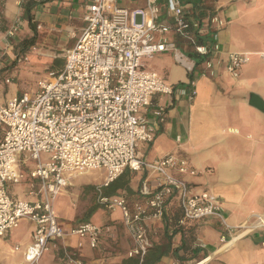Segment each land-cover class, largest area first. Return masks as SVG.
Returning <instances> with one entry per match:
<instances>
[{
	"label": "built area",
	"instance_id": "2783aa9c",
	"mask_svg": "<svg viewBox=\"0 0 264 264\" xmlns=\"http://www.w3.org/2000/svg\"><path fill=\"white\" fill-rule=\"evenodd\" d=\"M119 1L86 0L81 19L84 25L79 34L68 32L74 44L67 49L62 66L39 78L32 96L20 93L0 104L3 134L0 140V238L17 228L23 219L30 221L34 229L32 241L23 252L27 264H37L50 244L66 235L85 240L92 250L97 249L104 237L113 236L110 225L96 226L88 221L66 232L53 212L56 198L68 186L65 175H83L102 168L106 175L102 186L96 187L97 204L108 211L121 210L122 226L133 244L127 256L137 258L139 264L150 247L148 225L164 218L167 205L174 198L182 212L180 225L208 217L219 221L225 233L231 236L228 240L221 235L220 247L264 228V214L253 215L244 224L230 227L224 221L215 196L204 191L192 193L183 180L166 172L171 169L194 176L196 171L190 169L184 159L167 155L147 163L136 153L137 145L149 144L155 128L165 120L162 108L154 107L151 113L156 123L151 125L147 121L145 112L151 106V96L187 95L183 86L168 85L154 71L146 69L144 60L170 52L174 62L182 65L188 75H193L200 66L198 76L211 78L223 67L236 78L251 55L229 52L226 59L215 58L221 50L212 28L221 27L223 22L216 15L199 20L194 15V3L143 0L142 6L128 8ZM208 33H211L210 38H203ZM12 35L13 30L7 33V37ZM178 38L186 41L194 57L175 43L174 39ZM7 55L1 53L0 69ZM259 56L264 59L263 52H259ZM8 84H11L9 77L0 82V97L2 85ZM195 94L192 87L189 100H193ZM23 153L37 163L27 174L31 180L39 182L38 191L34 184L29 191V195L38 197L34 201H22L8 193L9 185L20 184L25 178L16 166L18 156ZM40 154L48 156L45 162L40 161ZM143 169L153 170L160 177L147 197L129 203L123 196L102 194V189L125 171ZM66 260L67 264H84L73 254L67 253ZM170 264H178V261Z\"/></svg>",
	"mask_w": 264,
	"mask_h": 264
},
{
	"label": "crops",
	"instance_id": "0c3cea01",
	"mask_svg": "<svg viewBox=\"0 0 264 264\" xmlns=\"http://www.w3.org/2000/svg\"><path fill=\"white\" fill-rule=\"evenodd\" d=\"M18 1L14 0V5ZM123 1L122 5L128 8L144 4L143 0ZM183 1L194 3V15L199 20H205L209 15H216L222 20L221 27L212 28L221 50L215 58L226 59L229 52H243L251 55L250 61L242 66L236 78L226 73L223 67L217 69L215 76L204 78L197 74L200 66L193 75H188L182 65L174 62L170 52L147 59L156 61L153 65H146V69L154 71L168 85L183 86L187 95L151 96V106L145 112L147 121L151 125L156 123L151 113L154 107L162 108L165 120L155 128L153 140L149 144L137 145L136 153L147 163H154L167 155L187 161L188 167L196 171L194 176L179 174L171 169L166 172L183 180L192 193L204 191L215 196L225 223L230 227L239 226L253 215L264 214V109L258 110L251 101V96L255 95L264 103V59L259 56V52L264 53V0ZM33 2L36 3L33 21L41 26L48 24L58 31L67 30V34L70 31L79 34L84 25L81 19L86 0ZM1 19L12 20L4 15ZM210 35L208 33L203 38L209 39ZM174 41L188 55L195 56L186 41L180 38ZM72 46L67 47L64 53ZM7 61L3 62L0 69V82L5 78L3 73L8 67ZM191 82L193 86H190ZM192 87L196 94L193 100H189L188 93ZM2 136L0 130V140ZM47 158L46 154H40L41 162ZM16 166L25 178L20 184L9 185L8 193L22 201L37 200L38 197L29 195V191L32 184L38 191L39 182L27 176L30 170L37 167V163L23 153L18 156ZM97 171L102 172V180L87 182L86 188L93 189L104 183L105 169ZM126 173L129 174L131 192L122 191L118 196L125 197L129 203L150 195L153 183L160 178L153 170ZM65 178L68 181L66 189L75 187L71 179ZM66 189L56 198L53 212L59 226L68 232L75 226L74 220L86 217L91 208L96 209L99 205L95 204L97 195L71 196L65 192ZM71 214L76 219L70 221ZM186 224L194 228L196 238L191 249L197 258L184 262H197L211 256L207 264H264V228L236 238L228 250L219 251L220 236L224 235L228 240L231 236L225 233L216 218H202ZM148 226L153 236L162 232L158 230L159 221H153ZM33 230L30 221L23 219L17 228L0 238V264H27L23 252L32 241ZM123 231L127 236L124 228ZM172 241L174 247H178L180 235H175ZM79 244L82 245L79 247ZM102 247L103 243L99 241L98 248ZM67 253L78 257L84 264H102L98 258L99 250H92L85 240L69 235L51 243L37 264H67ZM173 260L170 257L163 258L158 264H168Z\"/></svg>",
	"mask_w": 264,
	"mask_h": 264
},
{
	"label": "rangeland",
	"instance_id": "374dc122",
	"mask_svg": "<svg viewBox=\"0 0 264 264\" xmlns=\"http://www.w3.org/2000/svg\"><path fill=\"white\" fill-rule=\"evenodd\" d=\"M30 1L38 2L40 0H19L17 5H14V0H0V19L3 15L9 20L12 19L11 21L0 20V55L3 52L8 54L7 57L5 56V59H8V67H5L3 77L5 76L11 79V84L2 85L3 91L0 97V104H4L5 100H9L20 93H27L32 96L37 89L36 81L44 77L47 72L58 69L63 64L64 51L67 47L74 44V40L70 39L67 30L58 31L48 24L38 28L39 23L36 24V29L34 31L30 29L28 22H26L22 16V5ZM123 2V0L119 1L121 4H124ZM32 14H34V8ZM11 30H13V35L7 37V33ZM21 38L22 40L34 38V43L24 46L20 44L22 42ZM6 45H8V47ZM32 48H34V50H32ZM25 57H27V60L24 59ZM54 59H60L62 64L52 66ZM155 61L156 60L143 61V65L147 67L146 65H153ZM101 171L91 170L83 175L77 176L65 175L64 177L71 179L72 184L75 186L70 190H68L69 188H65V192H67V194L70 193L71 196L97 195L96 187L88 189L85 185L87 182L102 180ZM124 173H126V171ZM63 193L64 191H61L59 195ZM95 204H97V197ZM58 217L62 218L61 215H58ZM74 218L75 217L71 214L69 220L71 221ZM80 219L81 218H78V221L74 220L76 222L73 225L83 223V220L86 222L89 221L96 226L110 225V227H112L113 236L104 237V239L100 240L103 243L102 249H99V246L97 247V251L99 250L98 258L101 259L102 264H121V257H128V252L133 248V244L129 236H126L123 231L124 227L121 225V210L115 209L113 211H108L104 207L99 206L86 219ZM159 234L160 233H158V235ZM174 260L178 261V264H195L199 262H182L176 259ZM168 264H170V262Z\"/></svg>",
	"mask_w": 264,
	"mask_h": 264
},
{
	"label": "trees",
	"instance_id": "16d2710c",
	"mask_svg": "<svg viewBox=\"0 0 264 264\" xmlns=\"http://www.w3.org/2000/svg\"><path fill=\"white\" fill-rule=\"evenodd\" d=\"M51 0H43V2ZM36 3L34 2H25L23 6V19L28 22V26L33 31L36 29V21H33V8ZM34 43V38L24 39L20 44L27 45ZM57 64H62L60 59H54L52 66ZM128 173H124L117 178L116 181L109 184L107 187L102 189V194L108 197L118 196V193L131 192L129 187V178ZM164 218L159 221L160 228L162 232L153 237L154 233H151V230L148 229V239L150 242V247L148 248L146 254L143 257L141 264H158L163 258L170 257L171 259H176L179 261H190L197 258L196 253L191 249L193 242L195 241L194 228L192 225L184 224L180 225V220L182 218L181 209L178 206L176 199H172L166 208ZM95 208H91L87 213L85 219L94 212ZM82 222H86L83 221ZM175 235H180V245L174 247V242L172 238ZM121 264H139L137 258H128L126 256L121 257Z\"/></svg>",
	"mask_w": 264,
	"mask_h": 264
},
{
	"label": "water",
	"instance_id": "95a60500",
	"mask_svg": "<svg viewBox=\"0 0 264 264\" xmlns=\"http://www.w3.org/2000/svg\"><path fill=\"white\" fill-rule=\"evenodd\" d=\"M251 101L253 102L252 105L255 108H257L258 110L264 109V103H263V101L260 98L258 99L255 95H252L251 96Z\"/></svg>",
	"mask_w": 264,
	"mask_h": 264
},
{
	"label": "bare ground",
	"instance_id": "6f19581e",
	"mask_svg": "<svg viewBox=\"0 0 264 264\" xmlns=\"http://www.w3.org/2000/svg\"><path fill=\"white\" fill-rule=\"evenodd\" d=\"M236 239L231 240L230 242H227L225 245H223L222 247H220V249H218L219 251L221 250H225L227 248H229L231 246V244H233V242ZM211 259V256L206 257L205 259L201 260L199 263L196 264H204L205 262L209 261Z\"/></svg>",
	"mask_w": 264,
	"mask_h": 264
}]
</instances>
